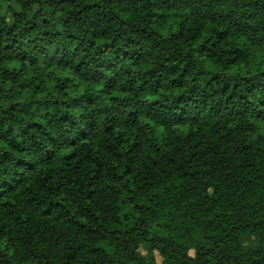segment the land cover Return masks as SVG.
Listing matches in <instances>:
<instances>
[{
    "label": "clouds",
    "instance_id": "9594fccd",
    "mask_svg": "<svg viewBox=\"0 0 264 264\" xmlns=\"http://www.w3.org/2000/svg\"><path fill=\"white\" fill-rule=\"evenodd\" d=\"M0 264H264V0H0Z\"/></svg>",
    "mask_w": 264,
    "mask_h": 264
},
{
    "label": "trees",
    "instance_id": "16d2710c",
    "mask_svg": "<svg viewBox=\"0 0 264 264\" xmlns=\"http://www.w3.org/2000/svg\"><path fill=\"white\" fill-rule=\"evenodd\" d=\"M177 182H178V183L180 182L179 179L177 180Z\"/></svg>",
    "mask_w": 264,
    "mask_h": 264
}]
</instances>
